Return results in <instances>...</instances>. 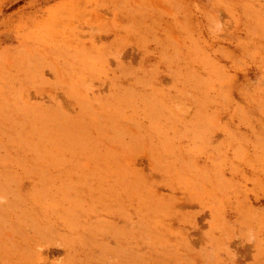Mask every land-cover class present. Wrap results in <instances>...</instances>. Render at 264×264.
<instances>
[{
    "label": "rangeland",
    "instance_id": "obj_1",
    "mask_svg": "<svg viewBox=\"0 0 264 264\" xmlns=\"http://www.w3.org/2000/svg\"><path fill=\"white\" fill-rule=\"evenodd\" d=\"M0 264H264V0H0Z\"/></svg>",
    "mask_w": 264,
    "mask_h": 264
}]
</instances>
